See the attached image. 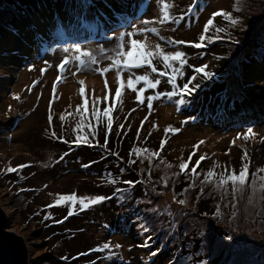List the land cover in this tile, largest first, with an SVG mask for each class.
I'll return each mask as SVG.
<instances>
[{
    "label": "rangeland",
    "instance_id": "rangeland-1",
    "mask_svg": "<svg viewBox=\"0 0 264 264\" xmlns=\"http://www.w3.org/2000/svg\"><path fill=\"white\" fill-rule=\"evenodd\" d=\"M34 1L36 3H31L29 0H0V170L3 166L1 164L3 160L14 164L12 167L17 168L20 165H27L28 159L36 160L35 164H31L30 167L19 169L14 173L7 172L9 175L16 174L18 177L21 170L20 173L25 181L23 184L25 185L24 188H22V183L17 185L18 179L16 180L15 176H11V178L13 181L16 180L13 183L16 188L13 187L12 182L8 178L2 177L0 173V205L9 216L8 228L22 235L27 241L29 257L34 260V264H49L52 259L50 261L44 260L47 252L55 254L63 248L64 258H68L73 253H78L79 249H83L86 244L92 245L98 242H110L114 246L117 244L122 246L112 249L117 255V260L113 264H144V262L170 264L169 256L165 253L166 245L163 240H168L166 236L172 233L173 230L177 231L181 225V230L184 233L199 231L198 234L202 235L208 232L209 229L212 231L216 239L215 241H209L211 247H202L203 242L199 245L202 248V253L207 252L208 257L206 260L209 261V264L242 263L244 262L242 257L237 262L234 260L238 259L241 254L246 256L256 254L254 260H250L248 264H264V240L261 239L260 235H257V241H261V245H258L259 243L255 241L254 237L251 238L249 235L253 234L254 231L257 232L260 228H264V204L260 201L259 193L256 195L254 207L242 212L239 211L240 209L237 210V206L234 208L235 211L237 210L235 214H232L230 210L229 217L236 216L235 218H239L241 216V220L236 223L229 221V219L225 220L226 224H228H222L221 232H218L220 229H213L216 227L215 224L209 223L207 225L204 219H201V216L196 212L199 209L200 197H202L201 188H203V191H208L213 186L205 185L201 182L200 187L193 186V190L187 192V199L184 205L193 210V212L192 215L186 213L183 217H180L179 211L175 210L176 207L180 210L183 206L179 207L174 203L170 204L171 200L164 201L162 197L152 192V189L165 188L170 183L177 184L180 182L182 172L179 176L173 174L180 172L179 165L184 162L189 149L195 144V141H197L196 145H199L198 151H203L205 154H211L207 150L214 151L215 155L221 159L218 160L220 161L218 164L220 166L225 165V170L228 173L234 169L238 174L243 164L245 162L249 163V179L250 181L255 179L257 188H259L260 177L264 176V173L257 174V169L264 168V100L260 99V103H257L258 101H251V97L254 96L255 99L264 97V76H261L264 68L245 70L244 74L250 79L247 84L251 89H254L253 94L249 96L245 94L247 98L240 96V92L231 90V83L229 84L231 80H227L223 90L214 94V103H211L208 98V103L205 102L203 89L208 87L205 83H202V86L192 96H188V105L186 104L185 107L178 103V99L162 95L155 101H150L152 108L149 109L147 107L148 102L141 104L136 99L137 94L132 92L131 89H125L122 92L120 101H116L111 98L112 96L101 95L103 88L101 89V84L93 81L95 80V76L93 77L95 71L92 70L85 69L77 72L74 65H68L61 82H56L57 77L61 75L57 65L65 55L63 48L71 43H80L83 47L92 49L101 58V66H107L110 62L104 59L105 53L100 51V47H114L112 33L106 31V35L99 36L101 34L99 30L96 32L90 31V33L84 31L82 36H78L77 40L73 38L59 39L55 37L56 35L49 38L47 34L42 39L43 45L38 48L36 45L38 34L34 29H30L29 22L26 21L27 16L38 6V0ZM109 1L110 3L113 2V0ZM147 2L148 0L142 1V3ZM167 2L171 5V14L179 16L186 11L193 0H167ZM10 3H12V7L9 6ZM42 4L43 2H41ZM199 6L203 10L199 12L198 16L185 17L179 23L169 22L162 26L157 24L155 26L159 28L160 35L157 36L154 33H149L148 35V43L153 46L160 44L165 51L180 50L185 52L188 63L182 69L184 75L178 79V82L181 81L182 85L192 75H196V78L201 80L199 76L201 74H196L193 71V67H200L206 64L208 68L205 70L217 74L220 68H226L233 63L231 68L234 70L236 68L234 63L237 64L239 58L242 60L244 55H248L251 52L250 45L255 43L254 38L257 36L254 34L255 30H245L247 23L249 28H252L257 23V29H260L261 34H264V0H200ZM233 7H235L234 11L237 17L241 18V23L231 25L228 29L222 30L224 27L223 17H217L206 34L208 39L205 41V45L201 48L192 46L193 43L199 42L200 36L204 34V25L211 17L212 12L220 9L231 12ZM161 9L162 6L153 0L146 12L143 8H139L134 15H128L129 19L126 20V24L131 21L132 23H137L138 26H142V19L158 18ZM23 12L24 14H20ZM130 12H126V15ZM49 16V21H55L56 18L52 17V13H49ZM109 22L111 23L113 20L110 19ZM132 23L127 24L128 31L132 30ZM31 24L39 33L43 31L42 27L35 24L33 19ZM102 24L103 22H101ZM97 27L99 28V26ZM231 27H236L240 30V34H234L232 31L229 37ZM21 28H27L31 31L25 34ZM123 30L125 29L120 28L117 31ZM218 31V36L225 42L220 47L219 43L218 45L217 43L212 44ZM242 33H247L248 35L245 37ZM3 37L9 38L10 42L8 41L5 45L2 42ZM39 37L42 38V35ZM241 37H244V40L240 45L242 47L245 45L243 54L242 49L237 48L238 43L235 42L239 41ZM136 38L143 39L139 35ZM168 40H184L189 43L172 46L166 43ZM228 40L231 42L229 43ZM236 48L239 49V53L237 55L228 54L227 56H231L229 59L233 60L228 61L227 65V56L225 54L230 51L235 53ZM234 55L236 57L232 58ZM45 60L50 63L51 67H48L47 71H41V69L45 68ZM261 62L262 66H264V60H261ZM154 63L158 69L163 66L159 60H155ZM32 65H35V68H32ZM137 70L144 73L147 69ZM239 70L241 71L240 66L234 73H240L238 72ZM113 71L107 75L110 76ZM126 72L127 70L124 72L125 79L128 76ZM73 73L76 74L73 75ZM221 76L223 77L224 75ZM81 80L87 86V95H90L88 111L83 116L87 115L90 118L88 122L91 130L93 125H97L95 117L91 115L93 101L95 100V107L100 109L101 112L109 104H112L114 109L113 124L120 123L125 126L124 129L129 127L130 131L128 133L130 132L131 134L143 132L144 135L139 133L141 140L149 142L146 145L144 144V148L158 151L157 145L161 144L162 141H167L163 150H159V159L149 162L143 156L138 158L135 154L131 158V160L135 159L137 161L138 173L141 170L143 174V177L141 176L142 184L138 181L141 189H138V183L133 186L125 184L128 194L133 196L137 194V198L135 201L130 202L131 204L134 206L141 202L143 204H151L146 207L148 213H144V218L148 221L152 232L155 230L156 234L159 235L155 238L151 235V248L140 246L145 239V234L137 228L136 219L134 218L136 213L128 208L130 207L128 206L129 203L116 204V206L107 205L106 214L97 216L98 219L94 216L95 222L90 219L93 218L91 213H98L103 209H93L91 211L92 207L82 209L77 206L73 210L70 204L48 207V205H55L60 195L75 193L80 197H87L85 195L86 191L94 195L95 192L97 193L98 185L104 186L102 180H100L102 177L101 173L109 171L108 168H103L102 165L97 168L92 165L87 166L88 163H91V160L87 158L88 154L86 155V152L88 151L93 159L94 152L91 149L94 145L88 135L81 131V129L85 130L86 128L85 121L81 116V112L77 111L78 106H82L84 103V94L80 92L81 85L79 81ZM36 81H39V83H35ZM160 81L157 89L147 90L145 93L146 97H150L156 92L166 93L169 89H172L168 79L161 78ZM114 82L111 86V92L115 94L117 77ZM115 84L116 86H114ZM192 85L191 83L189 87ZM140 86L138 85V87ZM14 95H19L20 99H14ZM228 101H233L236 106L246 103H249V106L247 108L239 107L238 110H241V114H239L240 112L237 109H233L232 112H236L235 115H237L233 118H228L226 115L224 118L220 117L218 121H215L216 119L212 120L210 109L212 108V111H219V114L224 115ZM50 102L51 108L49 107ZM207 105L209 112L206 115ZM9 106H11V111L8 110ZM130 109L132 111L130 113L133 114L131 118H129L130 113L128 112ZM256 111H260L261 115L256 113ZM49 112H51L52 116L51 121L48 119ZM248 112H250V115L247 114ZM227 114L229 115V113ZM62 116L64 117L63 120L61 119ZM248 117L252 118L249 120ZM246 118L248 121H245ZM105 121H107L106 117ZM77 124L81 125L79 134L87 136L89 143H81L79 145L71 143L77 135ZM142 124L143 127H141ZM249 125L254 127L253 135L250 139L245 140L239 134L247 133V126ZM169 127L179 129V132L175 134L168 132L167 129ZM53 131L56 132L58 137L63 139L57 140L53 138L51 135ZM61 132H64V134ZM85 132L87 131L85 130ZM116 134H120L118 128H116L112 136L113 140L116 139ZM64 140H67L68 143H65ZM201 141H204V143L201 144ZM66 152L68 155L64 156ZM245 152L248 154L247 161L243 158ZM62 156H64L63 159H61ZM240 158L243 163L238 169V165L234 162L235 159L239 160ZM123 159L125 158L120 153L119 159L115 161L113 156L109 159V162L114 170H118L120 168L118 167L119 162H123ZM232 159L234 160L232 161ZM161 160L163 163H161ZM167 165L172 167L169 168ZM127 166H131V163L128 162ZM123 171L121 169V173ZM33 173L35 175H31ZM190 174L193 178L192 171ZM203 174H205V171H203ZM165 175L168 177L167 186L163 182ZM34 177L37 178L36 183L34 182L36 186H29V182L33 183ZM115 177L120 178L119 175ZM99 180L101 184H98L100 183ZM184 180L186 181V179ZM191 180L189 179V181ZM89 183L93 184V187L88 186ZM197 183L198 179L195 180L194 184ZM111 184L113 185L112 188H114L115 182ZM188 188L185 187L184 189L187 190ZM23 189H27L29 194L37 193L39 198L30 202V198L26 195V197H17L19 193H24ZM226 190L232 192L230 188L223 190L216 188L214 191L222 194ZM214 191L213 195L215 197L217 194ZM194 193L196 197H192ZM44 199L47 202H44ZM26 205L28 206V213L33 216L31 218L32 222L25 221L24 215L20 214V209ZM220 206L221 204L217 203L215 208ZM88 209H91L90 212ZM109 209H113L114 213L108 214ZM69 212H73V214L69 215ZM180 212L183 213L182 210ZM257 214L261 215L259 220H257ZM132 216L134 218L133 222H131ZM45 217L50 218L45 219ZM57 221H62V223ZM54 223L56 225L59 224L57 229L50 227ZM43 226L50 231V236L44 235L47 240L42 241L45 243H40L33 233ZM228 226H231L227 231L234 237L233 241L227 240L228 233L225 228ZM62 230H65V233L61 234ZM103 230L104 233H102ZM66 231L72 233L71 236ZM54 233L55 235H53ZM218 233L220 234L217 235ZM93 236L96 237V240H93ZM49 240H51V246L47 247L46 245L49 244L47 241ZM248 241L251 242L248 243ZM157 247L161 248V252L155 257H150V251ZM93 257V254L85 255L82 261L89 262ZM58 259L60 260L59 256ZM32 260L30 264H33ZM53 263L59 264L55 263V261Z\"/></svg>",
    "mask_w": 264,
    "mask_h": 264
},
{
    "label": "trees",
    "instance_id": "trees-1",
    "mask_svg": "<svg viewBox=\"0 0 264 264\" xmlns=\"http://www.w3.org/2000/svg\"><path fill=\"white\" fill-rule=\"evenodd\" d=\"M143 0H141L142 2ZM29 2L31 3H36L34 0H29ZM41 2H43V4L41 5ZM85 0H38V6L35 7V9L29 14V16H27L28 18L26 19L27 22H29L30 25V29H34V31L38 34V37L36 39V45L38 48H40L43 45V41L42 39L44 38V36L46 37V35L49 32H53L56 35H59L61 37L66 38L69 35H76L77 33V25L81 22L82 19L78 18V5L84 3ZM88 3H92L93 0H87ZM7 3V2H6ZM94 3L96 5V9L95 11H98L99 15L96 16L94 19L92 20H82V22H84V28H87L88 23H91L90 27H96L99 25V19L105 20L106 17L108 18V16H111V11L110 8L108 6H110V1L109 0H94ZM133 3V1L131 2V4ZM130 4V6H131ZM10 7H12V3H10L9 5ZM14 9V8H13ZM235 7H233L231 9V12L233 14V18H236L237 15L235 13ZM49 13H52V17L54 16L56 19L55 21H49L48 18ZM7 14V12H6ZM20 14H24L20 13ZM264 18V17H263ZM33 20H38L39 23L35 22V24H38L42 27L43 31L42 32H38L37 29L33 28L31 21ZM223 22H224V27L222 30H226L228 29L231 24L229 21L225 20L223 18ZM257 24V23H256ZM254 24L252 28L248 27V23L246 24L247 28L245 29L246 31L248 30H255L254 34L257 35L255 36V43L251 44V52L248 55H244V58L241 60L239 58V61L236 63H234V65L236 66V68L234 70H232L231 68V64L230 66H227L226 68H220L219 69V73H217L216 75H214L210 80L207 81H202V80H198L196 78V81H192V84H196V83H208L209 88H204V98L206 99L205 102L208 103L207 101V97L206 95H208V93L210 92H219L222 91L225 84L227 83V80H231L229 82L230 86H231V90H235L237 92H240V96L247 98L246 95H251L254 93V89L250 88L249 85L247 84V81H250L249 77L246 76L244 74L245 70L250 69V68H264V66H262V62L261 60H264V34H261V30L257 29V25ZM18 27V26H16ZM25 34H28L31 30L27 29V28H21ZM234 34H240L239 31L236 27H231L230 28V32H229V37L230 34L232 33ZM244 32V31H241ZM219 34V31L217 32V36ZM40 35H42V38L39 37ZM242 35H244L246 37V35H248L247 33H242ZM216 36V37H217ZM214 42L212 41V44L219 43V47L220 45H224V41H222L221 39H215L214 37ZM244 40V37H241V39L239 40L240 43L237 44V48H241L242 49V54L244 52V46L242 47V45H240ZM228 42L230 43L231 41L228 40ZM252 42V41H251ZM250 42V43H251ZM216 45V46H217ZM218 47V48H219ZM222 47V46H221ZM216 48V49H218ZM236 48L235 53L227 52V54H225V56H227L228 54H238L239 53V49ZM250 49V48H248ZM227 50V49H226ZM236 55H234L232 58H235ZM231 56H227V65H228V61H232L233 59H229ZM245 59V60H244ZM239 66L241 68V71L239 70L238 74H235V70L239 69ZM207 71V70H206ZM209 71V70H208ZM262 75L264 76V70L262 71ZM221 75H224L223 77ZM200 78L202 76L199 75ZM238 79H237V78ZM165 79H168L167 77ZM222 81V82H221ZM178 82V81H177ZM181 82V81H180ZM178 82L180 85H182V83ZM202 86V85H201ZM172 91V89L168 90L167 92ZM246 94V95H245ZM176 99L179 100V97H174ZM188 96H186V101H187ZM260 99L264 100V97H257V99L254 98V96L251 97V101H258L257 103H260ZM211 103H214V100H212ZM188 105V103H184L181 104L185 107V105ZM125 105V104H124ZM249 105V103L243 104L241 105V107L243 108H247ZM207 112L206 115L209 112V107L207 105ZM233 109H237L238 112H240L241 110L239 109V106H236V104L233 101H228L226 107H225V111L226 113H229L228 118H233L237 115L236 112H232ZM129 113L132 112L131 109L128 111ZM256 113H258L259 115H261L260 111H256ZM216 114V116H215ZM241 114V112L239 113ZM133 114L130 113V117H132ZM129 116V115H128ZM84 117H87V115H85ZM220 117H224L221 114H219V111H212V120L216 119L215 121H218V119ZM252 117H248V119L250 120ZM107 120V118H106ZM85 121V130L87 132H85V130L81 129V131L83 133H86L88 135V137L90 138V141H92V144L94 146H92V152H94L93 154V159L91 158V156L89 155V152H86L87 158L89 160H91V163H88L87 166H96L97 167H102L103 168H108V172H102V177L100 178V180H102V185H98L97 187V193L95 192L94 195L89 194L88 191H86L85 195L87 197L90 198H95L97 196H107L109 197V199L101 201L100 203L95 204L96 206L92 205L90 207H92L91 209H88L89 212L90 210L93 211L94 210H98V209H103L98 213H94L92 212L91 214L93 215V218H90L91 220H93L95 222L94 216H103L106 214V210H108L106 208L107 205H112V206H116V204H128V208L132 209V211H135L136 213V217L140 216V217H144V213L147 214L148 210L146 209V207L150 206V203H145L143 204V202H141L140 204L137 203L135 204V206L133 204H131L130 202L135 201V199L137 198V194L136 195H132V194H128V190H126V186L124 181H139V183L142 184V180H141V176L143 177L142 171L140 170L138 173V164L136 165L137 161L133 164L131 163V166H127V163L129 162L128 160H131V158L133 157L134 153H133V149L136 148H144V146L146 144H148L149 142H145L143 139L141 140L140 138V134L144 135L143 132H139V138H138V132H136L137 134H131L130 132L128 133V131H130V128H126L124 129L120 127V123H116L113 124V127L111 130L107 129V121H105V117H101V122H99V124H97L95 127L92 128V130L89 128V122L88 119H84ZM249 127H253V125H249L247 126V129ZM262 127V126H261ZM260 127V129H261ZM116 128H118L120 130V134H116V139L113 140L112 136L116 130ZM91 130V131H90ZM127 131V132H126ZM109 132V133H108ZM124 132V133H123ZM62 134H64V132H61ZM126 133V134H125ZM69 135V134H66ZM107 137H106V136ZM107 138V139H106ZM99 139V140H98ZM101 139V140H100ZM197 141H195V144L192 145V147L189 149L187 156L184 160L187 161L189 163V169L186 173L182 172V178L180 180V182H178L177 184L174 183H170L167 187L162 188L159 187L158 189H152V192L157 195L160 196L164 199V201H170V204H175L178 205L179 207L183 206L180 208V210L183 211L180 212L179 208L176 207L175 210L179 211L180 217H183L184 214L186 213H190V215H192L193 210H191L190 208L186 207L184 204L181 205L179 203H177L178 200H185L187 199V192L188 191H192L193 190V186H201V182L204 180V177L207 175V173L209 171H215L218 175L220 173H224L227 172V170H225L226 166H220L218 163L221 160L218 156L215 155L214 151H209L211 154H205L203 151H198L197 148L199 147V145H196ZM141 143V144H140ZM145 144V145H144ZM160 145H157V149L158 151L160 150ZM196 145V146H195ZM84 146H86L84 144ZM165 146V144H164ZM195 146V148H194ZM198 146V147H197ZM87 147V146H86ZM114 147V148H112ZM88 148V147H87ZM41 151V149H40ZM91 153V152H90ZM120 153H122V156L125 158L122 161L123 162H119V166L120 167L118 170H114L113 166H111L109 159H111L114 156V159L116 161V159H119V155ZM201 156H206V159L204 161H202L200 163V166L196 168V174L197 176H193L190 174L191 169L193 167L196 166V161H198L200 159ZM135 160V159H134ZM234 159H232L233 161ZM93 161V162H92ZM27 165L30 167L31 164H35L36 160L35 159H28L27 161ZM94 163V164H93ZM238 165V169L239 167L242 166V161L241 158L235 159V162ZM1 164L3 165L0 173L1 176L4 178H8L13 184L14 182L17 181V185H20L22 183V188L25 187L24 184V180L22 178V174L20 173L21 170L19 171V176L17 177L16 174L13 175H9L6 172V169L9 167L14 166V164L12 163H7L5 160H3L1 162ZM222 167V168H221ZM121 169L124 170L121 173ZM100 171V170H99ZM203 171H205V174H203ZM199 173V174H198ZM24 175V173H23ZM31 175H35V173L31 174ZM118 176L120 178H117L115 176ZM11 176H15L16 180H12ZM35 179L32 182H29V186L30 185H35L34 182L36 181V177H34ZM93 178V176H92ZM97 178V177H96ZM99 179V178H97ZM186 179V181L184 180ZM189 179H192L191 181H189ZM198 179V183L194 184L195 180ZM99 180V181H100ZM115 182L114 188L113 185L111 184L112 182ZM36 183V182H35ZM98 183V182H97ZM139 183L137 184L139 186V190L141 189ZM101 184V181L100 183ZM205 185H210L213 186L210 190L208 191H203L202 192V197H200V201H199V209L201 210H196V212L201 216V219H204V222L207 223V225L209 223L211 224H215L216 227L213 229H220V231L218 230V232H221V228H222V224H226L227 219H229V221L236 223L239 220H241V216H239V218H235L236 216H230L229 217V212L230 210L232 211V214H235V212L240 209L239 211L245 212L246 209H249L251 207H254L255 205V197H251L250 196V188H246V190L243 193H234L232 192H228L227 190L222 192V194H219L218 192L214 191L216 189L215 184L214 183H203ZM36 186V185H35ZM88 186L93 187V184H88ZM13 187H15V184H13ZM185 187H189L187 190H185ZM16 188V187H15ZM153 188V186H152ZM227 188L232 189V186L228 185ZM24 190V189H23ZM213 191L217 194V196L214 197L213 195ZM20 192H22V190H20ZM124 194L125 197H127L126 199H121V194ZM32 194V195H31ZM27 193V189L24 190V193H19L17 197H29L30 202L31 200H35L36 198H39V196H37V193ZM73 194V193H71ZM210 194V195H209ZM26 195V196H25ZM35 195V196H33ZM81 195V194H80ZM188 195H190V193H188ZM139 197V195H138ZM192 197H196L195 193L192 194ZM236 200L239 201L238 203V208L235 211L233 207L230 206L229 202H235ZM129 201V202H128ZM144 201V199H143ZM44 202H47L46 199H44ZM217 203H220L221 206L217 207L220 208L221 210V216H217L216 215V210L217 208H215V205ZM167 204V203H165ZM27 205L24 206L23 208L20 209V214L24 215L25 217V221L27 222H32V215L28 213L27 211ZM258 211V210H257ZM113 209H109V213H112ZM114 213V212H113ZM118 213V212H117ZM224 213V214H222ZM77 214H79V212H77ZM195 214V212H194ZM90 217V216H89ZM136 217H134L136 219ZM133 216L131 219V222H133ZM254 218V216H253ZM261 218V215L257 214V220H259ZM98 219V218H97ZM59 225V224H58ZM55 223L51 224L50 227H55L57 229V226ZM181 226H179V228L177 229V231H172V233H169L166 237L168 238V240H163V243L166 245V250L165 253L168 254L169 259L171 264H197L199 260L201 259H206L207 256V252L202 253V248L199 247V245H201L202 242V235L198 234L199 231H192L190 233H184L183 230H181ZM218 227V228H217ZM231 226L226 227V232L228 233L227 229H229ZM246 228V227H244ZM67 229V228H66ZM65 229V230H66ZM249 229V228H246ZM62 230L61 234L65 233ZM68 232V231H66ZM256 231H254L253 234H249L250 237H254L255 241L258 242V245H261V241H257V235L261 236V239L264 240V228H260L256 233ZM57 234V232H55ZM55 233L53 235H55ZM102 233H104V230L102 231ZM157 232L154 230V232L149 233L150 235H153V237H158L159 235L156 234ZM250 233V232H249ZM60 234V233H59ZM72 233L68 232V235L71 236ZM95 234V233H94ZM220 233H218L217 235H219ZM33 235L36 237V239L39 240L40 243H45L42 241H46V236H50V231H48V229H45V227L43 226L42 228L37 229ZM226 235V234H225ZM231 235L230 233L227 234ZM239 235V234H238ZM75 236V235H74ZM232 236V235H231ZM93 240H96V237L93 236ZM160 241V240H159ZM252 241V240H251ZM251 241H248L251 242ZM36 242V241H35ZM49 242L48 245H46L47 247L51 246V240L47 241ZM90 242V241H89ZM105 242H98V243H93L92 245L90 244H86L83 249H79L78 253H73L70 257L67 258V260L64 258V251L63 248L61 249L60 252L58 253H53V252H47V254H45L44 260L46 259L47 261H50V259H52L53 261H55V263H59V264H92V261H95L96 264H113L114 261L117 260V255L115 254V252L113 251L114 255H109V253L107 251H103V252H97V251H93V249L96 248H102L103 244ZM28 244V243H27ZM96 244H98V246H96ZM114 246V244H112ZM255 245V244H254ZM46 247V248H47ZM115 249V247H113ZM47 249H51V248H47ZM45 250V249H44ZM82 253L84 255H82ZM249 253V252H247ZM93 254V258L89 261V262H83L82 259H84L83 257L85 255H91ZM58 256L60 258V260L58 259ZM167 256V257H168ZM254 256H256V254L254 255H245V254H241L238 259H233L235 260V262L239 261V258L242 257L244 259V262H239L237 264H248L250 260H254ZM32 258H30V263H31ZM50 261L49 264H54L53 261ZM241 260V259H240ZM33 264L35 263L34 260ZM74 261V263H72ZM144 264H151L149 262H144Z\"/></svg>",
    "mask_w": 264,
    "mask_h": 264
},
{
    "label": "snow or ice",
    "instance_id": "snow-or-ice-1",
    "mask_svg": "<svg viewBox=\"0 0 264 264\" xmlns=\"http://www.w3.org/2000/svg\"><path fill=\"white\" fill-rule=\"evenodd\" d=\"M153 2V0H148L147 3H141V0H133V3L131 4L132 12L127 13V15L121 16V24L120 27L124 28L123 31H117L114 28H109V31L112 33V37H114V47L108 48L106 46H101L100 51L105 53L104 59L108 60L110 63H108L107 66H101V58L98 57V55L90 48L83 47L80 43H71L66 45L63 48V52L65 53L64 57L62 58L61 62L57 65L60 76L57 77V83L61 82V78L63 77V74L67 71L68 65H74L77 69V72L81 70H92V71H98L100 74L105 76V86L108 88L109 95H111V88L108 86L107 82V74L113 70L117 73V87L115 89V100L120 101L122 92L125 89H131L132 92L136 93V99L141 103L144 104L147 103V107L149 109L152 108V103L150 101H155L160 96H167L169 98L172 97H179L178 103L184 104L186 103V96H192L193 93L197 91L201 87L200 83L193 84L191 87L189 85L192 83V81L196 80V75H192L191 78L183 83L181 86L177 81L179 77L184 75V72L182 71L184 65L188 63L186 59V54L184 51L176 50V51H165L163 47H161L160 44H156L155 46L148 43V35L149 33H154L157 36L160 35V30L155 25H164L166 23H179L180 20L185 19V17H192V16H198L199 12L203 9L199 6L200 0H193V2L187 7L186 11L183 12L179 16H173L170 12L171 5L167 2V0H154L155 3L162 6L161 13L159 17H153L151 19H142L141 25L137 26L131 21L128 23H132V30H127V24L123 23V21L127 20L128 15H134L137 9L143 8L145 12L147 11L150 4ZM110 11L112 10L110 6ZM78 18L82 20H92L96 16L99 15L98 11H95L96 5L94 3V0L92 3H88L87 0H85L84 3L78 5ZM217 17H223L225 20L229 21L231 25H237L241 23V18L236 17L233 18V14L230 11H225L224 9H220L217 11L212 12L211 17L207 20L206 24L204 25V34H202L199 38V42L193 43L192 46L195 48H201L205 45V41L208 39L206 34L209 31V28L213 25L214 20ZM114 21V17H111ZM107 26V22H105ZM142 36L143 39H137V36ZM215 39H220L219 36L215 37ZM236 43H239V41H235ZM167 44L175 46V45H181L185 43H189L184 40H168L166 41ZM155 60H159L161 64L164 66V70L158 69L157 65L154 63ZM51 67L50 63L45 60V68L41 69V71H47V68ZM32 68H35V65H32ZM208 68V65H201L200 67H193V71L196 74H202L201 80L207 81L210 80L214 75H216L215 72L212 71H206L205 69ZM133 69H147L144 71L141 75H136L134 72H132ZM127 70L129 72V75L127 76V79H125L124 72ZM76 73H73L75 75ZM153 74H155L156 78H153ZM166 76L168 78V83L172 87V91L161 93L156 92L154 95L150 97H146L145 93L149 89H157L158 85L160 84L159 77ZM35 83H39V81H36ZM81 88L80 92L81 94L85 93V82L83 80L79 81ZM138 85H141L138 87ZM34 86V85H33ZM55 92V88H54ZM16 100L20 99L19 95H14L13 97ZM107 99V97H105ZM51 108V102L50 106ZM82 109V111H81ZM9 111H11V106H9ZM113 106L112 104H109L103 112L100 111V109L95 107V100L93 101V108L91 115L95 117L96 124H99L100 118L106 117L107 118V129L111 130L113 127ZM78 112H81V116L84 119H90L89 117H84L83 114L88 111V99L85 95L84 103L82 106H78L77 108ZM135 111V109H133ZM49 121L52 120L51 112H49L48 116ZM61 119L63 120L64 117L62 116ZM95 127V125H93ZM121 128H123V125H120ZM143 127V124L141 125ZM81 125L77 124L76 131L77 135L74 140L71 141V143L75 145H79L81 143H89V139L85 135H81L80 133ZM168 132H171L175 134L176 132H179V129H173L169 127L167 129ZM52 137L61 140L62 137H58L56 132L53 131L51 133ZM253 135V128L249 127L247 129V133H240L239 136L243 137L245 140H248ZM139 138V133H138ZM65 143H68L67 140H64ZM167 141H162L160 145V150L162 151L164 148V144ZM201 144L204 143V141L200 142ZM235 143V141H233ZM198 147V146H197ZM133 153L139 158L143 156L144 158L148 159L149 162H151L154 159L160 158V152L159 151H151L147 148H136L133 149ZM68 153H64V156H67ZM64 156L61 157V159L64 158ZM244 160H248V154L247 152L244 153ZM206 159V156H201L198 161H196V166L191 169L193 175H196V168L200 166V163ZM130 163H135V160H130ZM161 163L163 161L161 160ZM25 167H28V165H20L17 167H9L6 169V172L8 173H14L17 172L19 169H23ZM167 167H172L171 165H167ZM180 172L174 173L173 175L179 176L181 172L186 173L189 169V163L187 161L180 163L179 165ZM258 173H264V168L257 169ZM151 175V173H149ZM260 185L259 188H257V182L255 179H252L250 181L249 179V163L245 162L237 174V172L233 169L230 173L224 172L220 173L219 175L215 171H209L207 175L204 177V180L202 183H214L215 187L217 189H226L228 185L231 184L232 191L234 193H243L246 188H250V196L255 197L257 193H259V198L262 204H264V176L260 177ZM114 182V181H113ZM164 185L167 186L168 184V177L165 175L164 177ZM124 183L128 186H133L138 181H124ZM47 187V186H45ZM201 192H203V188H201ZM121 199H126L125 195L121 194ZM109 197L107 196H97L95 198L90 197H80L73 194H64L60 195L59 199L56 200L55 205H48L49 208L62 205V204H70L72 209L74 210L77 206L81 207L82 209H87L92 205H95L97 203H100L101 201L107 200ZM177 203L183 205L186 203L185 200L181 199L178 200ZM239 201L236 200L235 202L230 201L229 204L231 207L235 208L238 206ZM73 212H69V215H72ZM169 214H171L169 212ZM216 215L221 216V210L220 208H217ZM50 217H45V219H48ZM67 219V217H65ZM58 223H62V221H57ZM136 226L137 228L145 234V239L143 243L140 245L144 248H151L152 243V236L149 235V233L152 232L151 227L149 226L148 221L144 217L137 216L136 217ZM216 237L212 233V231L209 229L208 232L202 234V247L204 248H210L211 244L209 241H215ZM227 240L233 241L234 237L231 235L227 236ZM120 248L121 245L117 244L113 246L110 242H106L103 244L102 248H96L93 249V251L97 252H103L107 251L109 255H114L112 249ZM159 252H161V248L157 247L154 250L150 251L149 255L150 257H155ZM82 255H84L82 253ZM65 259H67L65 257ZM92 264H96L95 261H92ZM171 264V262H170ZM198 264H209V261L206 259H201L198 261Z\"/></svg>",
    "mask_w": 264,
    "mask_h": 264
},
{
    "label": "water",
    "instance_id": "water-1",
    "mask_svg": "<svg viewBox=\"0 0 264 264\" xmlns=\"http://www.w3.org/2000/svg\"><path fill=\"white\" fill-rule=\"evenodd\" d=\"M8 226L9 216L0 205V264H30L27 241Z\"/></svg>",
    "mask_w": 264,
    "mask_h": 264
},
{
    "label": "clouds",
    "instance_id": "clouds-1",
    "mask_svg": "<svg viewBox=\"0 0 264 264\" xmlns=\"http://www.w3.org/2000/svg\"><path fill=\"white\" fill-rule=\"evenodd\" d=\"M133 0H127L126 1V3H128V7L126 6V5H124V6H121L122 8H118L119 10H117L116 11V9H115V12H112L111 11V16H108V20H106V21H104V23L101 25V23H100V25H98L99 26V28L96 26L95 28L96 29H98V30H100V31H106V30H108L109 28H113V23L117 20L115 17H117L118 15H116V14H118V13H124V14H126V12H128V11H131L130 10V4H131V2H132ZM122 9V10H121ZM121 11H123V12H121ZM132 12V11H131ZM114 16V18H115V20L113 21V22H109V20H110V18L111 17H113ZM107 18V17H106ZM101 21H103L102 19H100ZM105 22H107V26H106V24H105ZM78 27H79V24L77 25V27H76V29L78 30ZM14 30H16V29H14ZM84 31H88L89 33H90V31H92V32H96V31H93L91 28H89V27H87V28H83L82 30H81V36H82V33L84 32ZM53 36V35H52ZM74 35H69V36H67L65 39H67L68 37H70V39L73 37ZM56 37H58L59 39H64V37H61V36H59V35H57ZM160 70H164V66H162L161 68H160ZM132 72H134L135 74H136V72H138L136 75H141V74H143L142 72H140L139 70H137V69H133L132 70ZM140 72V73H139ZM126 74H128L129 75V72L127 71L126 72ZM95 76V80H93V81H95V83H99V84H101V89L103 88V90H101V92H102V94L101 95H109V92H108V88H106V86H105V76L104 75H102V74H100L98 71H95V73L93 74V77ZM117 77V73L115 72V71H113L111 74H110V76H108L107 75V82H108V86L111 88V86H112V84L113 83H115L114 82V80L116 79V77ZM153 78H156L155 77V74H153ZM161 78H163V79H165L166 78V76L165 77H160L159 79H161ZM92 83H94V82H92ZM205 84H207L208 85V83H205ZM204 84V85H205ZM88 85V84H87ZM114 86H116V84L114 85ZM84 87H85V93H84V97L83 98H85V95L87 96V99H89L90 98V95L88 94L87 95V86L86 85H84ZM204 88H206V87H204ZM207 88H209V85H208V87ZM215 93L214 92H210V93H208V95H206V97L208 98V100L210 101V102H212V100H214V98H215V95H214ZM109 96H112L111 98L112 99H115V94L114 93H112L111 92V95H109ZM210 113H211V115H212V108L210 109ZM6 212V211H5ZM7 213V212H6ZM8 215V214H7ZM8 230H11V229H9L8 228ZM18 234V233H17ZM22 236V235H21ZM27 246H28V244H27ZM29 247V246H28ZM29 259H30V257H29Z\"/></svg>",
    "mask_w": 264,
    "mask_h": 264
},
{
    "label": "bare ground",
    "instance_id": "bare-ground-1",
    "mask_svg": "<svg viewBox=\"0 0 264 264\" xmlns=\"http://www.w3.org/2000/svg\"><path fill=\"white\" fill-rule=\"evenodd\" d=\"M120 1H121V0H120ZM38 20H39V19L34 20V21L37 22V23H39ZM123 22H124V21H123ZM8 41L10 42V39H9V38H7V37H3L2 42H3L5 45L8 43ZM246 120L248 121L247 118L245 119V121H246Z\"/></svg>",
    "mask_w": 264,
    "mask_h": 264
}]
</instances>
